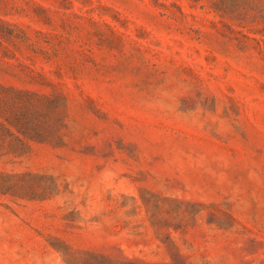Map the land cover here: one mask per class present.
I'll return each mask as SVG.
<instances>
[{
    "label": "rangeland",
    "instance_id": "374dc122",
    "mask_svg": "<svg viewBox=\"0 0 264 264\" xmlns=\"http://www.w3.org/2000/svg\"><path fill=\"white\" fill-rule=\"evenodd\" d=\"M0 264H264V0H0Z\"/></svg>",
    "mask_w": 264,
    "mask_h": 264
}]
</instances>
